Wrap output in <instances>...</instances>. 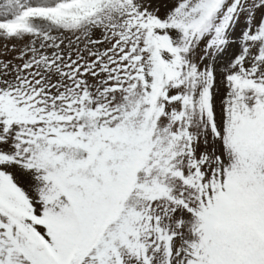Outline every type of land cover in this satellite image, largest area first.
Returning a JSON list of instances; mask_svg holds the SVG:
<instances>
[{
    "label": "snow or ice",
    "instance_id": "obj_1",
    "mask_svg": "<svg viewBox=\"0 0 264 264\" xmlns=\"http://www.w3.org/2000/svg\"><path fill=\"white\" fill-rule=\"evenodd\" d=\"M0 264H264V0H0Z\"/></svg>",
    "mask_w": 264,
    "mask_h": 264
}]
</instances>
